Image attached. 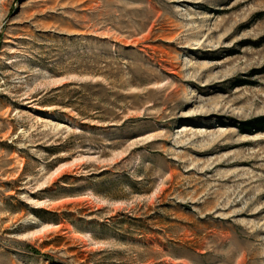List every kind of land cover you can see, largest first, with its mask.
Returning <instances> with one entry per match:
<instances>
[{
  "label": "rangeland",
  "instance_id": "rangeland-1",
  "mask_svg": "<svg viewBox=\"0 0 264 264\" xmlns=\"http://www.w3.org/2000/svg\"><path fill=\"white\" fill-rule=\"evenodd\" d=\"M263 116L264 0H0V264H264Z\"/></svg>",
  "mask_w": 264,
  "mask_h": 264
},
{
  "label": "trees",
  "instance_id": "trees-1",
  "mask_svg": "<svg viewBox=\"0 0 264 264\" xmlns=\"http://www.w3.org/2000/svg\"><path fill=\"white\" fill-rule=\"evenodd\" d=\"M248 127L250 128H260V127H263L264 128V116L262 118H258L257 120H254V121H250V122H247L245 123ZM244 126V125H243Z\"/></svg>",
  "mask_w": 264,
  "mask_h": 264
}]
</instances>
